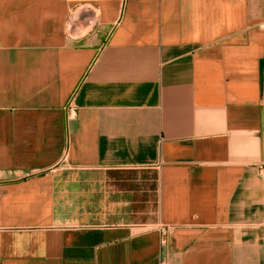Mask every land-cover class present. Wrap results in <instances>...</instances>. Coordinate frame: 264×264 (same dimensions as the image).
Masks as SVG:
<instances>
[{
	"label": "crops",
	"instance_id": "crops-1",
	"mask_svg": "<svg viewBox=\"0 0 264 264\" xmlns=\"http://www.w3.org/2000/svg\"><path fill=\"white\" fill-rule=\"evenodd\" d=\"M161 263L264 264V0H0V264Z\"/></svg>",
	"mask_w": 264,
	"mask_h": 264
},
{
	"label": "built area",
	"instance_id": "built-area-1",
	"mask_svg": "<svg viewBox=\"0 0 264 264\" xmlns=\"http://www.w3.org/2000/svg\"><path fill=\"white\" fill-rule=\"evenodd\" d=\"M69 116L72 118L76 117V110L73 107L72 103L69 104ZM161 264H164V263H161Z\"/></svg>",
	"mask_w": 264,
	"mask_h": 264
}]
</instances>
